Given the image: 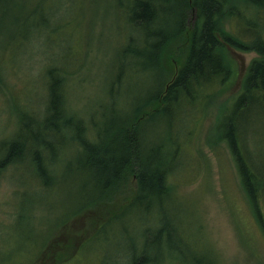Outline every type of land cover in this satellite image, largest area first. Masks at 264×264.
<instances>
[{"label": "trees", "instance_id": "1", "mask_svg": "<svg viewBox=\"0 0 264 264\" xmlns=\"http://www.w3.org/2000/svg\"><path fill=\"white\" fill-rule=\"evenodd\" d=\"M15 1L0 0L3 58L10 75L21 70V65L17 69L19 56L27 59L35 50L46 54L50 49L35 36L37 29L48 27L52 32V26L60 27L50 25L56 14L45 6L53 0H41L44 7L32 12L41 14L40 22L34 24L8 13L15 9ZM237 1L243 6L236 7L234 0H115L117 16L124 18L113 49L118 59L112 67L108 65L111 78L102 99L91 102L83 115L73 112L66 99V82L77 73L73 63H68L69 53L75 58L81 55L80 35L79 40L73 33L61 36L65 44L62 60L46 55L37 74L40 91L34 84L33 92L27 86L23 97H17L12 91L15 86L5 87L0 76V84L11 94L15 114L12 128L0 132V180L13 167L19 180L26 173L40 190L51 193L62 186L53 172L55 162L61 160L62 167L57 171L55 166L56 172L65 168L80 177L81 183L71 184V188L81 187V197L75 196L82 208L129 193L134 184L130 204L116 218L135 208V219L143 228L140 235L135 233L131 264H163L176 257L184 264H215L209 250L203 245L197 249L183 235L171 189L185 164L188 149L184 138L193 131V119L234 71L227 52H254L239 91L228 105L220 107L214 127L217 141L228 150L236 167L257 222L264 225L258 205L264 199V0ZM82 18L79 16L75 33L80 32ZM225 20L229 31L220 25ZM67 24L63 20L62 29ZM129 86L135 95L124 102L128 108L118 117L116 99ZM37 91L40 107L32 105ZM199 98L204 99L201 107L196 104ZM103 105L111 113L104 115ZM259 125L260 132L256 130ZM69 144L74 145L73 150ZM20 183L21 190H26ZM82 193L85 200L81 203ZM20 196V205L33 202L25 193Z\"/></svg>", "mask_w": 264, "mask_h": 264}, {"label": "rangeland", "instance_id": "2", "mask_svg": "<svg viewBox=\"0 0 264 264\" xmlns=\"http://www.w3.org/2000/svg\"><path fill=\"white\" fill-rule=\"evenodd\" d=\"M114 1L53 0L52 3H45L56 14L50 25L60 24V27L52 26V32L48 27L36 30L35 36L44 40L41 44L50 45V49H47L46 54L42 49L35 50L27 59H20L19 56L17 69L21 65V70L15 71L13 75L8 73L4 63V42L0 34V54L3 59L0 60V76L7 84H0V132L12 128L15 120L10 103L11 94L5 87L15 86L12 91H16L15 96L20 98L27 86L32 92L34 84L38 89L40 83L37 82V74L46 55L62 60L65 44L61 36L68 37L73 33L75 40H79V35L83 40L78 43L83 48L80 56L75 58L69 53L71 61L68 63H73L74 69H77V73L66 82V99L70 109L83 115L91 102L102 99L103 89L111 78L112 69L108 65L112 67L118 59L113 49L118 42L117 30L120 31L124 21L123 16H117L118 9ZM40 2L17 0L14 2L15 9L8 13H13V18L14 15H20V19H27L30 24L40 22V11L32 14L38 7H44ZM234 3L236 7L243 6L241 1L234 0ZM16 10L20 14L15 13ZM81 15L83 22L78 27V34L74 28ZM63 20L69 24L62 29ZM220 25L229 31L226 20ZM46 37L48 39L45 40ZM31 47H35V44L32 43ZM227 55L231 57L234 71L227 84L209 96L203 112L193 119V131L189 138H184L188 149L185 164L181 172L176 174L177 182L172 181L175 183L171 196L179 210L178 220L183 235L197 249L203 245L209 250L215 264H264V225L257 222L240 185L236 167L228 150L217 141L214 127L220 107L228 105L239 91L246 67L255 54L229 50ZM129 88L127 91L124 87L116 99L115 112L118 117L121 111L128 108L124 102L135 95V89L132 86ZM39 91L33 97L32 105L35 107L42 104ZM203 100L199 98L196 104L201 107ZM108 111V106L103 105V114L108 115ZM198 112L188 115L184 124ZM180 122L181 119L178 120ZM256 130L260 132L261 126H257ZM249 134L253 141L252 133ZM69 146L73 150L74 145ZM59 161L55 162L53 172L63 187H55L51 193L40 190L26 173L20 176L26 189L22 191L23 185L13 167L0 180V264H131L130 258L135 256V233L140 235L143 228L141 222L135 219V208L128 209L121 219L116 221V218L130 204L134 184L129 193L117 194L107 203L82 208L76 198L81 197V187L71 188V184L81 183L80 177L68 173L65 168L56 172L55 166L57 171L62 167ZM21 193L33 198V202L27 201L20 205ZM82 196L81 203L85 200L84 193ZM258 205L264 222V199ZM101 230L103 232L99 233ZM46 251L47 256L44 255ZM173 259L176 260L163 264H184L177 257Z\"/></svg>", "mask_w": 264, "mask_h": 264}]
</instances>
